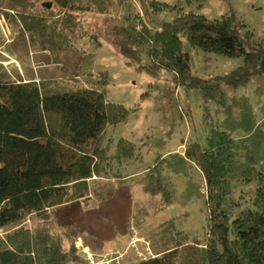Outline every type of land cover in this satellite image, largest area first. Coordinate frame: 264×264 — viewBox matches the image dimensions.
I'll list each match as a JSON object with an SVG mask.
<instances>
[{
  "label": "rangeland",
  "instance_id": "1",
  "mask_svg": "<svg viewBox=\"0 0 264 264\" xmlns=\"http://www.w3.org/2000/svg\"><path fill=\"white\" fill-rule=\"evenodd\" d=\"M158 1L172 9L156 12L150 0L90 1L88 7L73 10L78 18L72 30L51 40V50H43L40 41L27 44L28 38L19 32L18 11L7 6L9 0H0V79L105 81L106 100L129 110L124 121L108 125L101 136L102 175L88 180V194L44 212L67 219L76 251L66 264H133L151 257L168 238L155 235L157 226L167 220L191 240L205 243L209 212L204 178L195 161L181 152L190 144L206 145L212 128L233 141L234 161L227 169L230 193L224 202L232 216L250 205L264 175V72L236 88L222 86L223 104L205 102L197 88L175 86L172 71L156 67L151 76L128 64L117 51L114 33L116 28L141 23L154 31L187 11L209 19L234 11L242 33L252 32L246 46L250 50L264 39V0H204L201 5L192 0ZM49 2L56 12L57 0L34 4ZM181 39L192 75H224L242 64V57L206 52L191 46L184 35ZM143 48L142 64L149 65L147 47ZM158 178L169 201L158 188ZM36 217L31 214L19 225H30ZM11 228H0V236Z\"/></svg>",
  "mask_w": 264,
  "mask_h": 264
},
{
  "label": "trees",
  "instance_id": "2",
  "mask_svg": "<svg viewBox=\"0 0 264 264\" xmlns=\"http://www.w3.org/2000/svg\"><path fill=\"white\" fill-rule=\"evenodd\" d=\"M90 1L94 0H57L56 12L52 3L36 6V0H9L7 6L18 11L19 32L28 38L27 44L40 41L41 49L51 50V40L76 25L78 15L73 10L88 7ZM192 1L201 5L204 0ZM150 5L156 12L172 9L158 0H150ZM241 28L234 11L219 19L187 11L154 31L141 23L116 28L114 33L117 51L128 64L151 76L156 67L172 71L175 86L197 88L205 102L223 104L222 86L236 88L264 72V39L246 50L252 32L242 33ZM181 35L203 51L242 57V64L224 75H192ZM143 47H147L149 65L142 64ZM104 86L105 81L84 84L69 77H43L39 82L0 79V228L12 225L0 236V264H66L74 255L67 219L44 212L85 197L88 180L102 175L101 136L108 125L124 121L129 112L122 104L106 100ZM232 142L225 132L212 128L206 145L194 143L184 150L205 182L206 242L191 240L173 220H167L155 232L160 238L168 237L163 248L133 264H264V175L249 206L235 216L224 206L230 193L227 169L234 161ZM156 183L169 201L159 178ZM31 214L37 215L32 224L19 225Z\"/></svg>",
  "mask_w": 264,
  "mask_h": 264
},
{
  "label": "crops",
  "instance_id": "3",
  "mask_svg": "<svg viewBox=\"0 0 264 264\" xmlns=\"http://www.w3.org/2000/svg\"><path fill=\"white\" fill-rule=\"evenodd\" d=\"M13 79L16 80V81H19V79H15V78H13ZM29 79H32V78L31 77H28V78L27 77H23L22 81H27ZM181 154H184V152L183 153L181 152Z\"/></svg>",
  "mask_w": 264,
  "mask_h": 264
},
{
  "label": "bare ground",
  "instance_id": "4",
  "mask_svg": "<svg viewBox=\"0 0 264 264\" xmlns=\"http://www.w3.org/2000/svg\"><path fill=\"white\" fill-rule=\"evenodd\" d=\"M84 250L87 251V247H84Z\"/></svg>",
  "mask_w": 264,
  "mask_h": 264
},
{
  "label": "built area",
  "instance_id": "5",
  "mask_svg": "<svg viewBox=\"0 0 264 264\" xmlns=\"http://www.w3.org/2000/svg\"><path fill=\"white\" fill-rule=\"evenodd\" d=\"M34 81H37L38 82V80H34Z\"/></svg>",
  "mask_w": 264,
  "mask_h": 264
}]
</instances>
